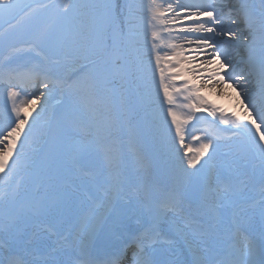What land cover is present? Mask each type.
Listing matches in <instances>:
<instances>
[{
  "label": "snow or ice",
  "instance_id": "snow-or-ice-1",
  "mask_svg": "<svg viewBox=\"0 0 264 264\" xmlns=\"http://www.w3.org/2000/svg\"><path fill=\"white\" fill-rule=\"evenodd\" d=\"M260 5L257 9L249 0L231 6L229 0H62L35 5L0 0V19L8 25L7 36L0 40L30 37L27 47L13 49L0 65L5 97L0 109V179L24 160L32 134L49 111L53 90L91 92L115 68L133 72L142 43L147 44L148 60H139V70L155 83L181 170L189 177L210 172L202 198L192 199L181 187L158 195H127L109 213L116 215L117 244L108 256L97 254L109 241L94 230L73 240L55 225L37 223L28 231L27 225L13 221L0 226V264H264V181L254 235L253 198L211 171L225 139L243 140L264 166V0ZM49 10L53 24L39 27L41 13ZM56 26L62 28L59 37ZM48 46L63 54L50 56ZM23 56L31 57L29 63L14 66ZM70 56L84 63L60 72ZM253 77L259 99L249 87ZM208 88L237 89L241 111L229 114L210 103L202 94ZM201 113L212 118L210 123L227 127L215 133L194 131L207 118ZM188 141L199 146L193 149ZM100 151L90 132L61 128L42 165L68 181L88 178ZM105 156L113 159L109 151ZM66 203L46 205L43 212L55 213ZM21 244L28 245L25 251L32 260L18 251ZM184 254L193 259L182 261Z\"/></svg>",
  "mask_w": 264,
  "mask_h": 264
},
{
  "label": "rangeland",
  "instance_id": "rangeland-1",
  "mask_svg": "<svg viewBox=\"0 0 264 264\" xmlns=\"http://www.w3.org/2000/svg\"><path fill=\"white\" fill-rule=\"evenodd\" d=\"M56 1L57 2L55 4H59L62 2V0ZM250 1H252V3L254 1L253 4L255 5V7L260 8L259 6L261 5L259 4V0ZM231 5L232 2H229V6ZM48 20L53 21L50 10L48 12L41 13L38 25L41 27L42 25L44 27H47ZM21 31H23V29H21ZM61 33L62 28L60 26H56L55 36L59 37ZM29 39L30 37L22 39L13 38L9 43L15 42L12 44L14 45L20 43L19 41L23 42L28 41ZM3 40L4 39L0 41ZM4 43L0 45V65H3L5 63L10 54L13 52V49L20 48H12V50H9L10 48H8V46L11 45L7 43V45L4 46ZM139 47V59L137 60L136 70H134L133 72H128L118 67L115 68L105 78L99 79L97 81L96 88L91 92L80 91L69 93L67 91L66 94H62V91L60 90H53L49 98V108L53 105H63L66 108V113H68V116L70 117L69 121L64 123L60 121V119H56L52 111L49 109L47 118L44 121H58L59 129H83L87 132H90L92 137L96 139L98 143H101L102 141L107 139L109 135L117 131L121 132V134H127L130 136V139L128 141H125L123 144H119L117 139L107 150L112 154V160L106 158L105 152L97 153L94 163L98 162L101 164V169L98 174L88 178L73 179V184L79 186L80 192L84 190V187H87L89 188V192L91 193L96 190L97 184L103 185L104 181L108 180L107 175L110 171H118L122 169V171L118 173L111 181V187L109 188L107 193L102 196V203L96 206V213L94 215L84 217L82 222L79 224V235L87 234V232L93 230L96 231L98 227H101L100 224L102 223L104 217H108L110 209H112V206L116 203L115 200L119 193V191L115 193L116 188H120V191H122L123 188L128 185L125 181H131V168H135L134 170H137L139 168H142V166H147V180H152L153 178L151 173L157 171L153 174H157L161 181L165 182L166 184L174 183L176 187L183 188L186 194L192 199H196L197 196L199 197L202 195V193L194 195V191H197L202 184L204 178L206 177V170H202V172L196 177H189L185 174L179 173L181 172V170L173 160L172 155L175 152V147L173 146L172 148V145L169 142V133L167 132V126L166 124H164V122L161 123L155 121L153 118L152 111H154L155 106L159 104V100L158 98L156 100L154 99L156 98V95H154L156 93L155 83L150 79V77L146 79L139 70V60H143V62L147 64V44L142 43ZM47 50L50 56H58L63 54L61 50H53L51 46H48ZM30 60L31 57L23 56L17 59L16 63H26ZM73 63H76L78 65L79 63H84V61L75 56H70L66 63L62 64L59 71L67 72L71 68ZM94 74L95 73H93V75ZM257 83V79L253 77L251 78L249 87L259 99L258 91H260V87H257ZM232 90L238 91L237 89ZM234 93H236L235 99H237L235 102L238 103L239 99L237 98V92ZM120 97L121 100L118 101V98ZM207 97H209V95ZM213 97L215 98L216 96H212L211 98ZM131 113H138L139 119H133ZM200 115L202 117H207L206 113H201ZM35 132L32 134V138L35 137ZM52 138L46 144L47 146L50 145ZM233 142H237L235 144L236 150H238L239 148L243 149V144H241L240 141L233 140ZM229 143L230 142L228 140H221L219 147L223 150H226L225 147H227ZM254 156L256 155L253 153L250 154L249 150H247L245 146V149L239 152V156L236 160L235 157L233 159H222L220 164L223 163V165L225 166H230L229 169L231 170L245 172V167L250 163L252 157ZM216 158L221 159L222 157H219V153H217ZM174 166H176L175 170L177 174H173V172H171V168ZM23 168L28 167H19L16 170L15 174L20 172V169ZM44 174H54L55 176L62 177L55 173L46 172L43 168L42 161H40L37 164L36 168L33 169V173L31 176H34L32 179V185H29L28 181L24 180L25 178L20 179L15 176L13 182L15 184L21 185L19 195H11L10 197L3 199V202L0 206L5 207L6 205L10 204H13L15 206L19 199H21L22 197L36 194L37 192L32 191V188L38 186L37 184H39V180L43 177ZM258 174L263 175L264 170H260ZM134 182L135 181H132V183ZM144 191L150 190H147V187L146 189L144 187L140 192ZM156 192L161 193L159 191ZM67 193L68 195H71L74 193V190L67 188ZM252 194L253 193H245L246 197H250ZM85 195L86 199L89 200L88 194ZM67 199H69V196ZM73 204L74 203H72L71 201L66 203V206L58 211L55 215H52L49 212L44 213L41 210L39 214H37L36 216H32L33 220L27 230L32 231L33 226L38 220L55 221L57 220V217L65 216L67 214V207ZM76 207L79 211H81L84 208V205H79L78 207V204H76ZM255 208H258V211L256 210L255 213L259 214V206H256ZM21 216L23 218L22 222L24 223V221L30 220L31 215L23 208L21 210ZM257 216V218L260 219L259 215Z\"/></svg>",
  "mask_w": 264,
  "mask_h": 264
},
{
  "label": "bare ground",
  "instance_id": "bare-ground-1",
  "mask_svg": "<svg viewBox=\"0 0 264 264\" xmlns=\"http://www.w3.org/2000/svg\"><path fill=\"white\" fill-rule=\"evenodd\" d=\"M229 2H232V3H235V4H239L241 2V0H229ZM250 3H252V1L249 0ZM257 87H259V84L257 83ZM154 91V90H153ZM234 92H237L236 90H232L231 88H222V89H211V88H208V89H204L203 90V95L206 97L209 95V97L207 98H211L212 96H216L217 97V101L216 103H221V107L222 106H229L230 108H228L227 111H229L231 108L234 107L233 111H238L240 110L241 111V106H240V103L238 102H235L237 99H235V94ZM260 91H258L259 93ZM220 93V94H219ZM227 94V95H226ZM156 95V93L154 94ZM230 95H233V96H230ZM238 98V97H237ZM243 97L241 96L240 99H242ZM155 100L157 99L154 98ZM235 99V100H233ZM159 102V101H158ZM246 102V101H245ZM152 114H153V118L155 121H158V122H163V109L162 108H158L154 111H152ZM35 115V114H34ZM168 139H169V142L172 146L173 143H172V138H171V135L169 134L168 136ZM189 143H191L193 149L197 148L192 141H188ZM199 146V145H198ZM254 154V153H253ZM173 158H174V161L178 164L180 161L177 160L176 158V153H173ZM262 163V162H261ZM178 166L180 167V164H178ZM262 166V165H261ZM136 172V174H134ZM173 172V170H172ZM130 175H133L132 179H136L137 181H144V177L147 176V166L144 168H139L137 170H130ZM250 184L251 182L248 183L247 185V188H246V191H248L250 189ZM60 201V200H58ZM42 202V201H41ZM51 202V201H50ZM123 203V202H122ZM121 203V204H122ZM52 204V203H51ZM120 206H118L119 208ZM117 208V209H118ZM115 220H116V215H115V212L112 213V215L109 217L107 223L104 225L103 227V230H102V233L100 235V237L106 241H113L115 240V237L113 235V232H112V229H115L116 228V224H115ZM257 220V218H256ZM254 219H252L253 221V225H254V235H258V229H259V225L260 224V221H256ZM106 246V245H105ZM103 248V247H102ZM77 251H79V249L77 248Z\"/></svg>",
  "mask_w": 264,
  "mask_h": 264
}]
</instances>
